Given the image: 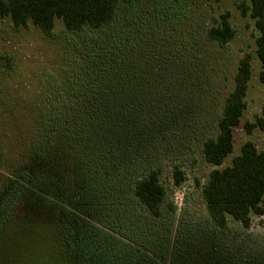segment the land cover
I'll use <instances>...</instances> for the list:
<instances>
[{"label": "rangeland", "instance_id": "obj_1", "mask_svg": "<svg viewBox=\"0 0 264 264\" xmlns=\"http://www.w3.org/2000/svg\"><path fill=\"white\" fill-rule=\"evenodd\" d=\"M242 2L248 1L120 2L114 20L107 26L71 32L56 18L50 35L31 22L16 27L10 19L0 18V92L8 109L20 118L19 129L8 126L14 137L0 139L1 155L8 161H3L5 176L15 179L13 171L18 172L21 160L33 154L38 124L34 114L37 117L39 112L55 107L70 114L84 112L90 107L85 104L86 98L100 92L94 85L97 74L131 65L133 77L143 79L149 87L153 81L152 92H148L153 97L148 100L162 104V110H158L159 117L150 120L149 113H155L146 108L147 135L135 133L129 138L132 149L115 160L88 156L86 142L74 139L77 166L92 183L85 192V210L120 232H131V217L148 220L133 196L134 179L141 171L160 166V180L166 190L164 216L157 221V228L150 224L134 228L170 233L171 244L178 238L179 259L201 258L202 253L210 251L241 264H264V212L252 214L249 227L229 216L226 228L219 229L210 219L202 195L214 168L203 156V141L217 133L224 100L245 54L251 56L246 108L234 129L233 151L221 167L231 163L247 140L264 149V128L257 125L251 132L245 128L246 122H255L262 115L264 66L256 54L258 31L254 19L242 13ZM225 13L235 35L219 46L206 34ZM158 90H162L160 95ZM159 96L167 101L162 103ZM153 120L157 121L150 123ZM12 148L13 156L7 157ZM175 164L184 172L180 185L173 178ZM91 170L104 174L90 176L87 171Z\"/></svg>", "mask_w": 264, "mask_h": 264}, {"label": "trees", "instance_id": "obj_2", "mask_svg": "<svg viewBox=\"0 0 264 264\" xmlns=\"http://www.w3.org/2000/svg\"><path fill=\"white\" fill-rule=\"evenodd\" d=\"M131 1L0 0V18L10 19L16 27L31 22L47 35L52 33L56 18L71 32L85 27L96 30L112 23L120 2ZM247 1L239 7L254 19L258 31L256 54L264 66V0ZM206 35L219 46L226 45L235 35L229 14H222ZM102 71L97 74L96 84L92 83L101 93L86 98L85 104L90 107L84 112L70 114L55 107L39 112L37 117L34 114L38 124L33 154L21 160L18 172L13 171L17 174L15 179L2 171L8 161L1 155L3 140L0 141V251L4 252L0 264H241L210 251L202 253L201 258L179 259L178 238L171 244L170 233H147L133 227L150 224L157 228V221L164 216L166 190L160 180V166L141 171L134 179L133 196L148 220L131 217V232H120L102 217L85 210V192L92 183L77 166L74 139L86 142L90 157L117 159L132 149L129 138L135 133L147 135L146 118L159 117L162 110V104L148 100L153 97L149 95L153 81L149 87L143 79L133 77L131 65L120 67L114 71L116 74ZM250 77L251 56L245 54L239 60L234 86L224 100L217 133L207 137L202 145L205 160L214 166L202 195L210 219L219 229L226 228L229 216L249 227L251 215L264 212V149L259 150L247 140L231 163L221 167L233 151L234 129L246 108ZM161 97L162 103L167 101ZM4 100L2 93L0 139H9L15 134L8 126L17 127L20 118ZM146 108L155 114L150 112L147 117ZM257 125L264 128V107L262 115L255 122H246L245 128L251 132ZM14 150L7 157L13 156ZM87 172L99 176L101 170ZM173 178L176 185L184 179L179 165L173 166Z\"/></svg>", "mask_w": 264, "mask_h": 264}]
</instances>
